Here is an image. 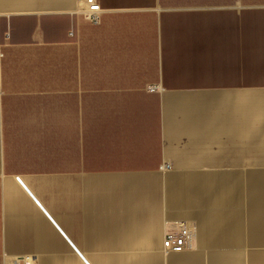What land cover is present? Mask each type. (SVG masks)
Returning a JSON list of instances; mask_svg holds the SVG:
<instances>
[{
    "label": "crops",
    "instance_id": "1",
    "mask_svg": "<svg viewBox=\"0 0 264 264\" xmlns=\"http://www.w3.org/2000/svg\"><path fill=\"white\" fill-rule=\"evenodd\" d=\"M97 1L0 0V264H264V0Z\"/></svg>",
    "mask_w": 264,
    "mask_h": 264
},
{
    "label": "built area",
    "instance_id": "2",
    "mask_svg": "<svg viewBox=\"0 0 264 264\" xmlns=\"http://www.w3.org/2000/svg\"><path fill=\"white\" fill-rule=\"evenodd\" d=\"M86 3L87 10L97 18L101 10L98 1L86 0ZM192 239V228L188 225H182L178 230H170L167 232L163 240V248L166 252H181L189 248Z\"/></svg>",
    "mask_w": 264,
    "mask_h": 264
}]
</instances>
